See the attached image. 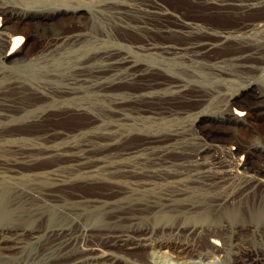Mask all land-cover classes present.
Segmentation results:
<instances>
[{
  "label": "bare ground",
  "instance_id": "1",
  "mask_svg": "<svg viewBox=\"0 0 264 264\" xmlns=\"http://www.w3.org/2000/svg\"><path fill=\"white\" fill-rule=\"evenodd\" d=\"M181 1L0 0V264H264V0Z\"/></svg>",
  "mask_w": 264,
  "mask_h": 264
},
{
  "label": "rangeland",
  "instance_id": "2",
  "mask_svg": "<svg viewBox=\"0 0 264 264\" xmlns=\"http://www.w3.org/2000/svg\"><path fill=\"white\" fill-rule=\"evenodd\" d=\"M173 2V3H172ZM171 3L172 4H174V5H176L177 3L178 4H180L181 6H183V5H185V6H183V7H187L186 9L188 10V9H192L191 7H189V6H187V4H185L184 2H182L181 0H171ZM177 4V5H178ZM179 5V6H180ZM67 17H69V16H64L62 19L61 18H56V19H53V20H51V22H53V21H55V25L56 26H69L70 24H71V21H72V19H70V18H67ZM65 18V19H64ZM0 19L1 20H3V16H0ZM24 25V24H23ZM34 41H37L36 43H35V48H38L39 46H40V43H39V41H38V38L37 39H34ZM38 44V45H37ZM38 46V47H37ZM53 120H48L47 121V123L45 122L44 124L45 125H47L48 123L50 124V122H52ZM75 121H77V118H69L66 122L64 121V123H66V124H68V123H75ZM207 122V123H206ZM206 122H204L203 124L205 125V123H206V125H208L209 124V121H206ZM257 123V127H256V129L257 130H259V132H261L263 135H264V122L263 121H257L256 122ZM212 125V124H211ZM213 155V152H211V153H206V154H204V157H202L203 159L205 158H208V157H211L212 155ZM203 156V155H202Z\"/></svg>",
  "mask_w": 264,
  "mask_h": 264
}]
</instances>
